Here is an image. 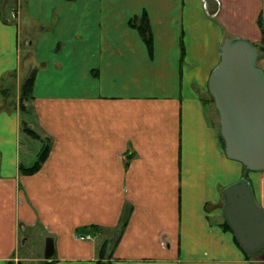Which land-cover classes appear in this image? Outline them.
Instances as JSON below:
<instances>
[{
  "label": "crops",
  "instance_id": "0c3cea01",
  "mask_svg": "<svg viewBox=\"0 0 264 264\" xmlns=\"http://www.w3.org/2000/svg\"><path fill=\"white\" fill-rule=\"evenodd\" d=\"M20 3L0 0V84L20 85L27 42L52 144L19 174L35 161L21 158L18 117L0 112V264L19 223L42 231V252L53 239L44 264H264L224 227L222 190L243 166L225 156L207 90L224 41H260L264 0H23L24 14ZM143 15L151 51L129 24ZM245 172L264 211V171Z\"/></svg>",
  "mask_w": 264,
  "mask_h": 264
},
{
  "label": "water",
  "instance_id": "95a60500",
  "mask_svg": "<svg viewBox=\"0 0 264 264\" xmlns=\"http://www.w3.org/2000/svg\"><path fill=\"white\" fill-rule=\"evenodd\" d=\"M218 64L207 90L219 116L225 156L247 172L264 171V72L258 53L248 41L232 38L220 48ZM222 215L238 245L247 255L264 250V211L255 201L250 182L240 178L222 190ZM125 212L122 222L126 220ZM114 244L110 242L109 250ZM44 261L55 258L51 237L44 241ZM103 264H106L104 262Z\"/></svg>",
  "mask_w": 264,
  "mask_h": 264
},
{
  "label": "rangeland",
  "instance_id": "374dc122",
  "mask_svg": "<svg viewBox=\"0 0 264 264\" xmlns=\"http://www.w3.org/2000/svg\"><path fill=\"white\" fill-rule=\"evenodd\" d=\"M24 7L25 6L23 0H21L20 8L22 9L23 14ZM11 16L13 17L14 15L12 14ZM258 20H260V23L258 22ZM256 25L260 31L261 38L260 41L258 40L255 42V44L252 45L256 48L258 53L256 62V64L258 65V59L264 58V42L261 41V29H264V18L261 15L258 16ZM40 29L41 28L36 23H33L29 29L31 30V34L27 36V39H34L35 35L39 32ZM20 61L21 68L23 69V74H25L24 78L21 80L20 85H15L16 81H14L12 77L10 79H6L5 81H3V83L0 84V112L9 113L18 117V128L21 134L20 141L25 151L21 158L25 162L29 163L33 160H38L41 150L46 145H51L52 139L44 132H42V130H40V126L38 123V114L36 112L33 96L30 95L29 91L27 93L25 92V95L21 94L24 80L29 77L34 71L36 73L39 69L42 68L41 65H38L34 62L33 48L31 45L27 44V42L26 44L24 43L21 46ZM62 106L65 111L70 112V102ZM54 109H56V107H54ZM21 168L19 169V174L28 173L25 172L24 167ZM246 174L247 173L245 172V169L242 168V178H245ZM19 188L21 189V187ZM20 225V223L17 224L18 245L16 251L11 256L10 260L6 262V264H44L42 252L43 244L41 242V240L43 239L42 231H40L38 227L34 229L25 228L24 230ZM22 237H24L25 240ZM261 263L262 262H260V264Z\"/></svg>",
  "mask_w": 264,
  "mask_h": 264
},
{
  "label": "trees",
  "instance_id": "16d2710c",
  "mask_svg": "<svg viewBox=\"0 0 264 264\" xmlns=\"http://www.w3.org/2000/svg\"><path fill=\"white\" fill-rule=\"evenodd\" d=\"M258 22L260 23V20H258ZM129 24H130V26L137 29L142 40L144 41V43L146 44L148 49L151 51V49H152V35H151L149 22H148L146 15H143L141 18H133ZM261 32H262V40L261 41L264 42V29H261ZM33 74L35 75V71L29 77H27L24 80L23 86L21 89L22 95H25L24 93L25 92L27 93L28 91L30 92V95H32L33 84H34V75ZM220 141L223 145V141H222L221 137H220ZM49 148H50V145L49 146L46 145L45 147H43V149L41 150V153L39 155V158L37 161H35L34 165L31 168L25 169V172H28L27 174H33L40 168L42 162L45 160V158L48 154ZM224 227L227 228V225H224Z\"/></svg>",
  "mask_w": 264,
  "mask_h": 264
},
{
  "label": "built area",
  "instance_id": "2783aa9c",
  "mask_svg": "<svg viewBox=\"0 0 264 264\" xmlns=\"http://www.w3.org/2000/svg\"><path fill=\"white\" fill-rule=\"evenodd\" d=\"M85 238H88V236H86ZM79 239H80V240H83V239H84V237H79Z\"/></svg>",
  "mask_w": 264,
  "mask_h": 264
}]
</instances>
